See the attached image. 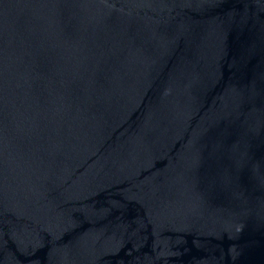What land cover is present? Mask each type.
Masks as SVG:
<instances>
[{"label":"water","instance_id":"water-1","mask_svg":"<svg viewBox=\"0 0 264 264\" xmlns=\"http://www.w3.org/2000/svg\"><path fill=\"white\" fill-rule=\"evenodd\" d=\"M0 264H264V0H0Z\"/></svg>","mask_w":264,"mask_h":264}]
</instances>
